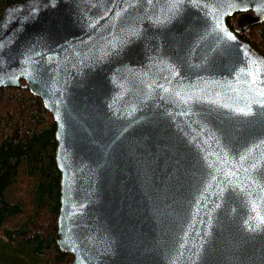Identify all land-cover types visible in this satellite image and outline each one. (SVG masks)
<instances>
[{
	"label": "water",
	"instance_id": "obj_1",
	"mask_svg": "<svg viewBox=\"0 0 264 264\" xmlns=\"http://www.w3.org/2000/svg\"><path fill=\"white\" fill-rule=\"evenodd\" d=\"M262 21L264 0L2 10L0 87L56 123L70 264H264V54L237 33Z\"/></svg>",
	"mask_w": 264,
	"mask_h": 264
},
{
	"label": "trees",
	"instance_id": "obj_2",
	"mask_svg": "<svg viewBox=\"0 0 264 264\" xmlns=\"http://www.w3.org/2000/svg\"><path fill=\"white\" fill-rule=\"evenodd\" d=\"M0 0V13L12 2ZM237 14L228 18L234 27ZM264 54V21L238 30ZM56 123L24 79L0 87V264H70L56 242L61 172Z\"/></svg>",
	"mask_w": 264,
	"mask_h": 264
},
{
	"label": "snow or ice",
	"instance_id": "obj_3",
	"mask_svg": "<svg viewBox=\"0 0 264 264\" xmlns=\"http://www.w3.org/2000/svg\"><path fill=\"white\" fill-rule=\"evenodd\" d=\"M225 35L227 36V39H229V40H234L235 39V37L232 36L231 33H225ZM249 75H252V73H249ZM255 82H256V80L254 78L253 81H252V83H255ZM260 94L261 95H264V91H262ZM250 111H251L250 108L248 109V112H245V109H240V112H242L244 114H248ZM241 159L242 160H246L247 159V156L241 157ZM255 167H256V165H253V168H255ZM245 171H247V169H245ZM254 211H255V208H254ZM260 223L261 224H264V217H260Z\"/></svg>",
	"mask_w": 264,
	"mask_h": 264
},
{
	"label": "rangeland",
	"instance_id": "obj_4",
	"mask_svg": "<svg viewBox=\"0 0 264 264\" xmlns=\"http://www.w3.org/2000/svg\"><path fill=\"white\" fill-rule=\"evenodd\" d=\"M236 20V19H235Z\"/></svg>",
	"mask_w": 264,
	"mask_h": 264
}]
</instances>
